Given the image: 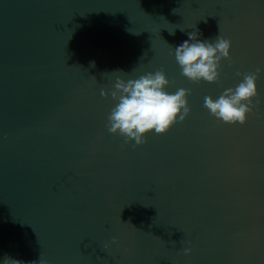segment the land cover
<instances>
[{
	"label": "water",
	"instance_id": "water-1",
	"mask_svg": "<svg viewBox=\"0 0 264 264\" xmlns=\"http://www.w3.org/2000/svg\"><path fill=\"white\" fill-rule=\"evenodd\" d=\"M194 31L232 42L218 82L182 75ZM257 68L264 0H0V264H264V71L245 124L204 107ZM160 69L191 113L126 143L116 78Z\"/></svg>",
	"mask_w": 264,
	"mask_h": 264
},
{
	"label": "clouds",
	"instance_id": "clouds-1",
	"mask_svg": "<svg viewBox=\"0 0 264 264\" xmlns=\"http://www.w3.org/2000/svg\"><path fill=\"white\" fill-rule=\"evenodd\" d=\"M173 11L177 12V9ZM200 35L202 33L199 31L190 32L189 38L174 48L176 62L182 75L195 83L218 82L221 62L231 59L232 42L220 35L214 42L201 40ZM261 71L264 69L237 73L243 77L241 82L235 88L226 89L216 99L206 96L204 107L212 116L226 124H245L249 113L253 111V100L259 94L257 73ZM170 83L163 69L134 79L117 77L111 90V97L116 103L107 117L108 131L124 137L126 143L135 141V145L140 146L147 142L149 134H166L173 125L185 121L191 113L188 101L191 90L180 88L175 94H169L166 88ZM101 95L108 97L109 92L101 89ZM118 243V240L113 239L112 244ZM104 248H111V244H105ZM183 252L191 255L192 250L185 248ZM3 264L24 262L5 254ZM39 264H47V261L41 258Z\"/></svg>",
	"mask_w": 264,
	"mask_h": 264
}]
</instances>
